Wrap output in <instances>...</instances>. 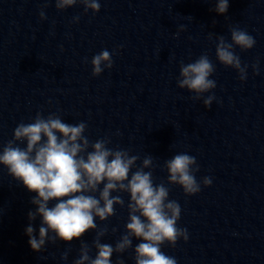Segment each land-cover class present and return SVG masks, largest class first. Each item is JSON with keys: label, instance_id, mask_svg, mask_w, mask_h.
<instances>
[{"label": "clouds", "instance_id": "clouds-1", "mask_svg": "<svg viewBox=\"0 0 264 264\" xmlns=\"http://www.w3.org/2000/svg\"><path fill=\"white\" fill-rule=\"evenodd\" d=\"M82 4L85 13L100 11L99 0H55L57 10H65ZM213 9L217 14H226L229 0H215ZM41 20L46 19L43 10ZM78 21L79 17H74ZM181 31L184 26H181ZM231 42L223 35H215V55L225 67L234 69L243 82L247 79L248 65H242L241 58L234 51L252 49L256 41L247 31L230 27ZM177 37L179 32L176 33ZM113 53L107 49L93 56L92 75L99 76L105 69L113 67ZM254 74H259L258 62L252 65ZM216 71L207 53L200 55L194 62L180 64L177 86L193 93L191 99L201 100L205 93L217 87L210 79ZM215 95L203 99L205 108H210ZM85 122L66 123L57 113L44 117L37 112L32 122L19 123L13 138L0 150V165L7 168L8 174L37 195L31 200L35 211L28 212L29 221L41 217L38 237L34 234L32 223L25 229L31 249L41 253L46 245L65 243L81 239L89 230L95 231L91 245L81 239L78 258L73 264H113L112 257L117 255L116 264H125L122 259L129 249L134 251L135 264H177V260L165 254L162 246L175 247L177 241L188 240L186 228L178 227L181 206L176 200L169 199L170 189L161 182L154 183L153 171L156 167L153 156L143 158L140 165L138 155H130L128 150L108 147L110 138L90 141ZM26 144V147H20ZM91 149V150H89ZM167 183L180 186L185 195H196L201 184H212L208 176L198 181L196 173L200 166L196 157L181 152L165 160ZM133 169H135L133 171ZM148 169V171H146ZM103 185V187H101ZM113 193H119L113 195ZM127 194L126 202L122 195ZM51 201L56 203L49 207ZM117 206L127 208L128 219L125 231L115 245L102 243L108 234L107 226L99 228L96 220L105 222L116 215ZM111 231L115 233L116 228ZM138 240L133 248V241ZM95 249V256L90 255ZM71 248L61 253L60 259L67 261Z\"/></svg>", "mask_w": 264, "mask_h": 264}]
</instances>
